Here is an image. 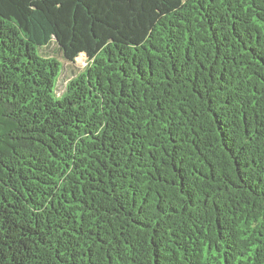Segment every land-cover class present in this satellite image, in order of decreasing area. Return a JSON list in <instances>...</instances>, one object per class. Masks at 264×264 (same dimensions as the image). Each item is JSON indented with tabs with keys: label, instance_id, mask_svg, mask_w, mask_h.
I'll return each instance as SVG.
<instances>
[{
	"label": "trees",
	"instance_id": "1",
	"mask_svg": "<svg viewBox=\"0 0 264 264\" xmlns=\"http://www.w3.org/2000/svg\"><path fill=\"white\" fill-rule=\"evenodd\" d=\"M0 264H264V0H0Z\"/></svg>",
	"mask_w": 264,
	"mask_h": 264
},
{
	"label": "rangeland",
	"instance_id": "2",
	"mask_svg": "<svg viewBox=\"0 0 264 264\" xmlns=\"http://www.w3.org/2000/svg\"><path fill=\"white\" fill-rule=\"evenodd\" d=\"M85 64H86V57L80 56L79 58L76 59L75 64L73 65V68L80 69V68H83ZM70 77H71L70 68L65 65L63 72L61 74V77L59 78V81H58V86H57L58 94H60L63 91L64 85Z\"/></svg>",
	"mask_w": 264,
	"mask_h": 264
}]
</instances>
